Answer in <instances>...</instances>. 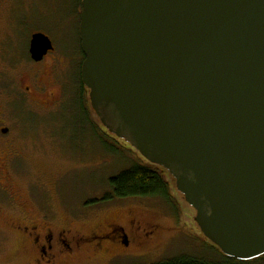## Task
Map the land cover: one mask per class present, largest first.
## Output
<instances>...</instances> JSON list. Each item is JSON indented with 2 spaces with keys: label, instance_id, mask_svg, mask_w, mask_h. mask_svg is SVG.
<instances>
[{
  "label": "water",
  "instance_id": "obj_1",
  "mask_svg": "<svg viewBox=\"0 0 264 264\" xmlns=\"http://www.w3.org/2000/svg\"><path fill=\"white\" fill-rule=\"evenodd\" d=\"M78 33L100 123L171 175L223 255H263L264 0H81ZM52 48L31 35L32 60Z\"/></svg>",
  "mask_w": 264,
  "mask_h": 264
},
{
  "label": "rangeland",
  "instance_id": "obj_2",
  "mask_svg": "<svg viewBox=\"0 0 264 264\" xmlns=\"http://www.w3.org/2000/svg\"><path fill=\"white\" fill-rule=\"evenodd\" d=\"M80 11V0H0V105L8 121L15 119L12 131L16 130L17 135L24 131L25 137L21 140L18 135L22 157L13 163V169L10 165L12 173L4 184L27 211L25 220L19 210L2 203L8 196L6 192L0 193V264H30L34 252L14 225L21 221L41 225L42 212H48L51 217L48 220L55 228L66 226L69 221L73 230L82 233L109 217H117L121 225L137 218L158 229L145 240L142 235L139 240L137 233L127 248L115 244L112 254L93 255L83 248L74 258L59 264H150L181 254L211 257L213 244L201 233L194 220L195 210L176 190L169 174L166 175L170 183L168 198L102 200L111 194L108 178L142 157L135 150L122 149L117 156L105 149L99 139H105L108 134L97 117L93 120L92 114L81 112L78 99L71 98L52 112L23 102L22 92L33 70L28 43L31 34L37 32L48 36L57 52L66 54V76L73 85L70 93L80 88ZM67 52L75 53V65ZM48 74L49 70L44 69L42 79L52 87ZM12 99L20 102L11 103ZM117 140L127 146L123 140ZM125 231L130 234V230Z\"/></svg>",
  "mask_w": 264,
  "mask_h": 264
},
{
  "label": "flooded vegetation",
  "instance_id": "obj_3",
  "mask_svg": "<svg viewBox=\"0 0 264 264\" xmlns=\"http://www.w3.org/2000/svg\"><path fill=\"white\" fill-rule=\"evenodd\" d=\"M51 43L53 47L52 50H49L40 61H34L29 58L31 60L30 67L33 70H31V74L27 77V85L22 92V96L24 97V99H22L23 102L28 103L30 106L34 105L52 112L60 109V107L64 106L71 98H74L78 99L80 102L79 109L82 112L87 111L92 114L90 118L95 120L96 115L93 113L94 111L92 112L89 101V90L83 85L80 77V88H76L75 93H70L73 85L68 81L66 76V54L57 52L55 49L56 46L52 41ZM68 54L71 56L70 59L72 64L75 65V53ZM48 59H51L50 63H48ZM82 60L81 58L79 63V74ZM51 64L52 66H50ZM60 64L64 65L63 68L59 67ZM44 69L49 70L48 76H50L52 87L47 86L48 84L42 79ZM18 102H20V99L11 100V103ZM2 114L3 110L0 105V193L6 192L8 196L7 199L2 200V203L8 205V207L12 206L16 210H19L20 214L24 216L23 219L26 220L27 211L24 210V204L18 203L19 198L14 197L4 184V181H8L12 173L10 165L13 169V163L22 157V147H19L17 140L19 137L18 135H20L21 140L25 139L23 134L24 131H18L20 133L18 135L16 134V130L12 131L13 128L15 129L14 117L16 115L13 117L10 116V118L14 120L8 121ZM88 126L90 128L92 125ZM123 143L134 151L124 140ZM47 213L48 212H42V219L40 218L41 222H39L41 225L32 221H28L29 223L21 221L18 225H14L15 230L21 234L26 244L30 246L34 252L30 264H59L62 261L71 260L76 256L77 252L83 248L89 249L93 255L112 254L115 244L122 248H127L131 245L137 233L139 235V240H141V235L145 237L143 238V240H145L153 234L154 230H158L155 225L143 224L137 218H130L126 221L125 225H121L117 217H112L111 219L109 217L105 218L99 225L93 228L90 227L88 232L82 233L73 230L69 221H67L66 226L55 228L54 224L48 220L51 217ZM107 213L110 214L111 212ZM126 229L130 230V234L125 231Z\"/></svg>",
  "mask_w": 264,
  "mask_h": 264
},
{
  "label": "trees",
  "instance_id": "obj_4",
  "mask_svg": "<svg viewBox=\"0 0 264 264\" xmlns=\"http://www.w3.org/2000/svg\"><path fill=\"white\" fill-rule=\"evenodd\" d=\"M103 129L106 134H109L104 127ZM107 137L110 139L107 140ZM107 137L105 139L101 137L102 139L100 138L99 140L104 148L112 154L119 156L120 152H123L122 149L133 151L131 148L119 144L120 142L116 138H112L113 136L111 134L107 135ZM167 174L169 173L160 166L151 164L144 159L137 160L120 169L117 173L108 178V185L111 194L109 196H104L102 200L114 197L126 198L145 196H160L168 198L170 183L166 179ZM211 247L214 249L213 252H211V257L198 258L181 254L161 262L150 264H252L264 261V254L252 260L240 261L223 255L214 245H211Z\"/></svg>",
  "mask_w": 264,
  "mask_h": 264
}]
</instances>
